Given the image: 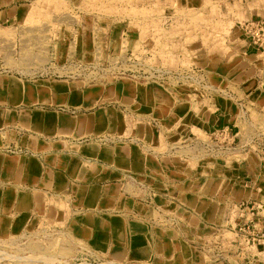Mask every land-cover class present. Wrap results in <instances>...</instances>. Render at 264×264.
Wrapping results in <instances>:
<instances>
[{
  "label": "crops",
  "instance_id": "obj_1",
  "mask_svg": "<svg viewBox=\"0 0 264 264\" xmlns=\"http://www.w3.org/2000/svg\"><path fill=\"white\" fill-rule=\"evenodd\" d=\"M16 1L0 0L1 28L25 17ZM239 50L225 70L227 62L208 59L194 74L206 81L199 90L181 76L159 86L83 88L0 73V238L47 219L100 262L252 264L248 256L213 262L196 246L240 220L236 205L264 206V59ZM221 82L244 108L217 104ZM106 98L125 108H85ZM63 105L84 113L56 110ZM102 132L127 138L81 141Z\"/></svg>",
  "mask_w": 264,
  "mask_h": 264
},
{
  "label": "rangeland",
  "instance_id": "obj_2",
  "mask_svg": "<svg viewBox=\"0 0 264 264\" xmlns=\"http://www.w3.org/2000/svg\"><path fill=\"white\" fill-rule=\"evenodd\" d=\"M14 6L25 17L0 27V73L23 79L52 77L107 88L124 80L159 86L181 76L190 90H199L206 81L193 79V70L205 68L210 58L218 67L227 62L223 70L239 58V49L264 59V0H18ZM257 36L261 45L254 44ZM221 83L217 104L244 108L241 96L228 95ZM85 108L125 107L106 98ZM56 110L72 117L84 113L64 105ZM124 132L81 141L114 145L127 138ZM85 249L63 225L46 219L23 235L0 238V264H113L96 261Z\"/></svg>",
  "mask_w": 264,
  "mask_h": 264
},
{
  "label": "built area",
  "instance_id": "obj_3",
  "mask_svg": "<svg viewBox=\"0 0 264 264\" xmlns=\"http://www.w3.org/2000/svg\"><path fill=\"white\" fill-rule=\"evenodd\" d=\"M247 28L249 27L246 26ZM258 42L260 39L257 36L254 44ZM198 70H193V79L194 74L200 75ZM259 212L263 214L259 216ZM234 213H237L240 220L233 226L220 227L211 238L196 245L198 250L213 262H227L231 259L243 262L248 256L249 260L252 259V264H264V206L261 203L243 202L235 206ZM245 213H249L252 219H245ZM170 224L177 226L173 219Z\"/></svg>",
  "mask_w": 264,
  "mask_h": 264
}]
</instances>
